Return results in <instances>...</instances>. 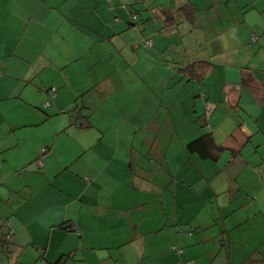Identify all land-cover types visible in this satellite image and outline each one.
<instances>
[{
    "label": "crops",
    "instance_id": "1",
    "mask_svg": "<svg viewBox=\"0 0 264 264\" xmlns=\"http://www.w3.org/2000/svg\"><path fill=\"white\" fill-rule=\"evenodd\" d=\"M150 1L0 0V101L15 100L17 114L13 120L0 115V203L17 196L9 208H0V224L7 225L10 241L24 229L47 232L46 243L36 247L44 264H193L200 254L195 248L209 241L214 246L207 254L231 264H241L252 249L264 253V108L243 101L261 102L264 76L244 90L236 71L221 68L238 64L230 51L220 55L201 96L195 84L173 85L178 69L193 57L184 60L177 44L175 52L161 47L163 33L138 22L142 12L133 14L131 7L144 9ZM179 1L159 4L174 11ZM110 39L118 54L102 48ZM261 40L251 34L252 54L264 53ZM203 56L209 60L210 53ZM84 65L92 72L74 82L73 70L81 75ZM63 85H71L70 92ZM52 87L68 120L50 141L43 131L28 129L53 116L42 111L30 120L36 118L33 107L39 113L47 105ZM66 92L70 99L64 102ZM133 93L140 103L130 105ZM207 106L213 112L206 120ZM233 115L236 124L237 117L249 121L241 134L228 121ZM202 121L224 148L217 160L186 152L185 145L204 132ZM197 192L207 203L216 196L218 203V212L215 206L204 217V230L219 218L221 227L209 235L195 229L201 224L193 210ZM245 230L252 232L249 239ZM222 235L227 253L219 245ZM0 250L12 254L6 244Z\"/></svg>",
    "mask_w": 264,
    "mask_h": 264
},
{
    "label": "rangeland",
    "instance_id": "2",
    "mask_svg": "<svg viewBox=\"0 0 264 264\" xmlns=\"http://www.w3.org/2000/svg\"><path fill=\"white\" fill-rule=\"evenodd\" d=\"M151 0L149 2V7H155L157 5H160L159 3H166L167 0H157L158 2H152ZM172 2L176 3V0H171ZM184 3H192L193 5H196V11L194 15V24H190L191 21L186 20L184 18V11H178L175 14L177 15V19L179 20V24L177 26L176 32L173 34H161L159 35V22L156 19H152V22L144 23L142 25L149 26L148 32H155L158 33L160 36L159 42L161 44V47L166 45V47L171 46L172 49L171 51H176L177 47H175V44H177L180 49H181V54L180 56L183 58L188 57H193L192 59H200L203 58L204 54L209 52L210 57L209 61H212L215 65H219V58L222 53L225 52H230L234 51V53L237 55L238 58V64H229V68L227 65H223L225 63H222L223 69L228 68L230 71H236L239 74V77H242L243 82L241 84H244V90H247L246 85L250 82L257 83L256 82V77L259 75L264 76V53H257V54H252L250 52L252 49L253 43H251V34L255 33L257 36L260 38L263 37L264 40V0H187L185 2L184 0L179 1V6H182ZM137 9L142 10V8L137 7ZM177 9V8H176ZM173 11V10H172ZM142 12V18L144 19L145 17H148V13L146 11H141ZM140 12V13H141ZM137 12V14H140ZM145 18V19H146ZM193 21V19H192ZM256 28H260V31L256 30ZM133 34V33H132ZM253 39V38H252ZM261 40V41H263ZM121 39L117 40V43L120 45L122 42ZM172 41L174 44H172ZM115 42L114 39H110L109 42H104L105 45L102 47L104 50H109L112 51L113 54H118L117 49H114L112 47V43ZM120 42V43H119ZM254 42V41H253ZM188 44V45H187ZM164 47V48H166ZM256 47V46H255ZM127 48V47H126ZM125 48V49H126ZM248 48V49H247ZM125 49H122L124 51ZM258 49V48H257ZM255 49V50H257ZM128 50V49H126ZM180 52V51H179ZM58 53V52H56ZM183 53H186L183 54ZM188 54V55H187ZM232 56V55H231ZM233 57V56H232ZM185 58H183L185 60ZM234 58V57H233ZM241 59L243 60V64H241ZM241 67V68H240ZM244 67V68H242ZM250 69H248V68ZM77 70V69H76ZM73 70L74 73V82L75 80H80L87 78L88 75H90V71L92 72V69L87 71L86 65H84V68H82V74L80 75L78 71ZM72 72V71H71ZM70 72V73H71ZM92 74V73H91ZM47 76L45 73L43 77ZM263 85L260 86V91H262L263 96H264V83ZM71 85H63V88H66L65 90L69 91ZM213 88V86H212ZM157 96L159 97L162 95V93L159 91V88H157ZM134 93L135 92H147L148 94L152 93L151 90L146 91L144 89H139V88H134L133 89ZM50 92V91H49ZM64 93L62 96V100L69 101L70 99V93ZM132 94L130 99H128V103L135 104V103H140V97L139 94ZM142 96V95H141ZM49 97V96H48ZM56 97L53 98L52 104L48 107L43 103V108H40L39 113H37V108H32V115H34L36 118L30 119V116L28 115V119L31 121L37 120V117L39 115H42V111L44 113H47V111H51L50 113L53 115L50 119H47L44 124L40 127L37 128H30L28 132H44V134L48 135V137H51L50 141L53 140V137L56 135V131L59 128L60 122L64 123V120L67 119V115L61 114V110L58 109L56 103ZM51 97L48 98L50 100ZM264 99V98H263ZM261 100L262 102V107L264 108V100ZM82 100L83 98L80 97L77 99V103L79 106L82 105ZM74 101V100H73ZM246 105L249 107H256L257 105L260 106V103L252 100V99H243ZM15 102V100H3L0 101V115L4 114L6 117L10 118L13 120L14 118L17 117V114L12 111V104ZM149 104V103H147ZM74 107V106H73ZM197 112L201 111V114L204 113V110H199V107H193ZM240 114V112H238ZM238 114V115H239ZM237 120L241 124V127L236 124V119L235 115L232 117L228 116V121L233 125L236 124L235 128L236 133H240L242 129H247L249 125L248 119H246V122L241 120L237 117ZM224 128L227 130V133H230V127H225ZM18 134L22 136V134H26V131H23L22 129H19L16 131ZM33 134V133H32ZM31 134V135H32ZM35 140V139H34ZM60 139L58 141V144H61ZM66 144H70V142H66ZM60 151V146L57 147L56 153L58 154ZM3 157V154H0V160ZM148 171H150V168H147ZM250 178V177H249ZM217 185V184H216ZM25 195V194H24ZM11 200H5L4 203H8L7 205L1 204L0 203V208L3 210L4 208H9L7 206L11 205V202L15 203V199L17 196L15 194H10ZM196 202V207H194V211H197L200 215L201 218V223H205L207 220L204 219L206 212L211 211V209H214L216 206L217 212H218V203L216 200V196H214L211 200L210 203H207V201L202 198L199 193L194 194ZM229 197V196H228ZM225 199V196H222L220 198V203H225L223 200ZM222 205V204H219ZM225 206V204H223ZM6 206V207H5ZM212 207V208H211ZM192 210V209H191ZM10 211H16V206L14 204V207ZM208 213V212H207ZM209 216V215H208ZM264 217V216H263ZM262 217V218H263ZM193 219V217H191ZM219 219V218H218ZM218 219L211 220L210 226L207 227L203 232L205 234L209 235L211 232L217 230L220 225H217ZM9 220V219H8ZM203 225V224H202ZM7 226V225H6ZM218 226V227H217ZM259 224L256 226L258 227ZM186 229H189L192 226H186ZM260 227V226H259ZM258 227V228H259ZM261 230V228L259 229ZM256 231V230H255ZM244 234L248 235V239L251 236L250 231L245 230L242 231ZM187 236V232H185ZM48 238V233L46 232L45 234H37L32 231V229L28 230H22L21 234L15 235L13 234L12 241H10L9 237L6 238V246L10 247V250H12V254L7 251H2L0 250V264H44V260L42 257H40L42 254L41 251H43L40 248H37V244L40 242L46 243V240ZM27 243L31 245H26ZM20 247L23 251L18 250L19 256H15L13 252ZM34 245V246H33ZM209 246L213 247L214 244L209 241L205 245H201L199 247H196L195 250L196 252L200 253L199 257L195 260V263L193 264H231L230 262L228 263V260L222 256L219 255L217 256H209L207 254V250ZM10 255L13 257V259H8ZM201 255V259H200ZM11 257V258H12ZM203 258H206V261L203 260Z\"/></svg>",
    "mask_w": 264,
    "mask_h": 264
},
{
    "label": "trees",
    "instance_id": "3",
    "mask_svg": "<svg viewBox=\"0 0 264 264\" xmlns=\"http://www.w3.org/2000/svg\"><path fill=\"white\" fill-rule=\"evenodd\" d=\"M133 14L134 10L136 12L146 11L148 13V17L143 19L142 17L138 22L141 24L148 23L149 21L152 22V19H156L159 22V33L163 34H173L177 29V26L179 24V20L177 19V15L175 14L178 11H184V18L186 20L191 21V24H194V15L196 11V6H194L192 3H184L182 6H178L176 10L172 11L167 9L164 6L157 5L155 7H149L146 6L144 9L139 10L137 8H132ZM193 19V21H192ZM135 21V20H134ZM254 42L257 41V39L254 37L252 39ZM148 42V41H147ZM216 65L209 61V60H202V59H195L189 63H187L184 67H181L178 69L179 75L172 78V84H176L177 82L181 81L185 84L190 83L195 84L196 86V97L201 96L200 91L205 87V83L207 78L213 73L215 70ZM55 94V87H52L49 92V96L51 97L50 100L47 102V106L51 105L53 102V98ZM207 103V102H206ZM260 108H263L260 104ZM241 109V108H240ZM213 112V107L207 106L205 108V115L204 117L207 118L210 116V114ZM204 119L203 117L198 118ZM201 119V120H202ZM203 122V128L206 126L205 122ZM204 132L198 135L197 137L190 140L186 145V152L191 154H196L198 157H200L203 160L212 159L217 160L220 153L223 151V147L221 145H218L215 141V137L213 132L208 129L204 128ZM251 142H253L252 138L250 139ZM249 141V142H250ZM264 142V141H263ZM264 159V158H263ZM262 159V160H263ZM264 161V160H263ZM201 223L200 225L196 226L195 229H203L206 228L204 224ZM5 228H7L5 223L0 224V242L3 244L6 243L3 239H6L7 236H9L8 231H5ZM204 231V229H203ZM226 232H224L225 234ZM219 234H223L221 231ZM226 237L222 235L219 237V245L225 249V252L227 253L229 251V245ZM0 243V246H1ZM229 253L227 254V256ZM59 261L57 264H60ZM241 264H264V253L260 249H252L249 253L246 254L244 261Z\"/></svg>",
    "mask_w": 264,
    "mask_h": 264
},
{
    "label": "clouds",
    "instance_id": "4",
    "mask_svg": "<svg viewBox=\"0 0 264 264\" xmlns=\"http://www.w3.org/2000/svg\"><path fill=\"white\" fill-rule=\"evenodd\" d=\"M7 238V237H6Z\"/></svg>",
    "mask_w": 264,
    "mask_h": 264
},
{
    "label": "water",
    "instance_id": "5",
    "mask_svg": "<svg viewBox=\"0 0 264 264\" xmlns=\"http://www.w3.org/2000/svg\"><path fill=\"white\" fill-rule=\"evenodd\" d=\"M6 241V240H5Z\"/></svg>",
    "mask_w": 264,
    "mask_h": 264
}]
</instances>
